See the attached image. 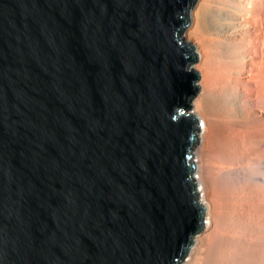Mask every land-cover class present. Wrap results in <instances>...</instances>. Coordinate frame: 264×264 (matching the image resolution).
Here are the masks:
<instances>
[{
	"label": "water",
	"instance_id": "water-1",
	"mask_svg": "<svg viewBox=\"0 0 264 264\" xmlns=\"http://www.w3.org/2000/svg\"><path fill=\"white\" fill-rule=\"evenodd\" d=\"M196 0H0V264H179Z\"/></svg>",
	"mask_w": 264,
	"mask_h": 264
},
{
	"label": "bare ground",
	"instance_id": "bare-ground-1",
	"mask_svg": "<svg viewBox=\"0 0 264 264\" xmlns=\"http://www.w3.org/2000/svg\"><path fill=\"white\" fill-rule=\"evenodd\" d=\"M253 2L200 0L188 12L192 21L182 33L186 39L181 34L185 42L191 41L197 56L190 67L199 73L196 84L200 92L191 105L194 110L205 107L207 114L192 110L200 119L202 135L191 161L194 184L204 208V227L194 235L187 259L179 264H264V126L250 128L251 133L246 128L255 110L249 107L253 100L260 107L257 111L264 112V92L259 82L255 80L250 85L246 81L250 73L246 67L251 63L244 40L252 30L245 18L255 19ZM259 3L263 31L259 29L255 35L260 39L262 53L264 0ZM209 115L214 119L218 140L206 155L203 150L210 132ZM236 125H241L242 130H233ZM224 128L229 129L227 133L236 132L238 140H232L230 134L224 136Z\"/></svg>",
	"mask_w": 264,
	"mask_h": 264
},
{
	"label": "rangeland",
	"instance_id": "rangeland-1",
	"mask_svg": "<svg viewBox=\"0 0 264 264\" xmlns=\"http://www.w3.org/2000/svg\"><path fill=\"white\" fill-rule=\"evenodd\" d=\"M200 0H196L195 1V3H197V2H199ZM195 3H194V5H193V7L195 6ZM257 3V4H256ZM251 5H252V7H251V11H252V14L254 15V18L256 19H254L253 21H252V19L250 18L251 16H247L248 18H245L246 20H248L249 22H248V24H250V25H248L247 24V26H249V27H251V33L248 35V36H246V38H245V40H244V47H246V48H248V50H247V52L250 54V55H248L247 56V60H248V63L250 64L249 65V67H246V70L248 71V70H250V73L249 74H247V79H246V81L248 82V83H250V85L252 84L253 85V83H254V81L255 80H257L258 82H259V86H260V88H261V90L264 92V51L261 53V51L262 50H260V48H261V45H260V39L255 35L256 34V32H258V30H259V32L261 31H263V29H262V18H263V15H262V7L260 8V6H258V5H260V3H259V0H254V2L253 3H251ZM193 7H192V9H193ZM191 9V10H192ZM190 10V11H191ZM189 11V12H190ZM191 13V12H190ZM262 16H261V15ZM259 15V17L257 18V16ZM261 16V17H260ZM261 22H260V21ZM191 21H192V18H191V14H189V21H188V23H187V26H186V28L184 29V31H183V34L185 33V31H187V29L189 28V26H190V24H191ZM244 22H245V20H244ZM260 24V25H259ZM259 26V27H258ZM253 30H255V31H253ZM253 32V33H252ZM182 34V35H183ZM183 37L186 39V37L183 35ZM248 39V40H247ZM255 39H256V41H255ZM191 42V41H190ZM252 42V43H251ZM249 44V45H248ZM252 45V46H251ZM255 47V48H254ZM259 47V48H258ZM252 49V50H251ZM254 51V52H253ZM262 55H261V54ZM252 57V58H251ZM251 58V59H250ZM256 58V59H255ZM252 59H255V60H253L252 61ZM262 61V62H261ZM260 64H258V63ZM261 62V63H260ZM253 63H255V64H253ZM258 65H257V64ZM254 66V67H253ZM257 66L259 67V68H257ZM251 67V68H250ZM263 67V68H262ZM261 68V69H260ZM252 70V71H251ZM257 75H256V74ZM253 76V77H252ZM252 77V78H251ZM257 77V78H256ZM260 78H261V80H260ZM251 79V80H250ZM262 79H263V81H262ZM250 81V82H249ZM261 81V82H260ZM199 92H200V87H199V90H198V93L194 96V98L196 99L199 95ZM194 98H192V99H194ZM192 101V100H191ZM254 102V104L252 103V104H250V108H251V106H254V108L253 109H255V110H252V112H251V120H250V122H249V124L246 126V128H247V130H248V132H250V128H252V130L254 129V130H258V129H261L263 126H264V112L263 113H261V112H259V111H257V107L258 108H260L259 107V105L257 106V104H255V100H253ZM256 107V108H255ZM192 110H194V108H193V105H192ZM203 110H205L204 112H203ZM203 110L201 111V110H194V112L196 113V114H201V115H203L205 112H206V114H207V111H206V109H205V107L203 108ZM203 113H201V112ZM254 112V113H253ZM253 113V114H252ZM260 113V114H259ZM209 117H210V128H209V130H210V132L207 134L208 136H206V138H207V144H206V149H205V147H204V150H203V154H210L211 153V151L212 150H214V148H215V146H216V144H217V140H218V137H216L217 136V132H216V128H215V125H214V119H213V117L212 116H210L209 115ZM253 117V118H252ZM253 122V123H252ZM260 122V123H259ZM212 124V125H211ZM256 125V126H255ZM238 126V127H237ZM251 126V127H250ZM254 126V127H253ZM241 129L242 130V128H241V125H236V127L235 128H232L233 130H235V129ZM249 128V129H248ZM231 129V130H232ZM227 130H229V129H227V128H224L223 129V134H224V136H227V135H229L230 134V138H232V140L234 139H236V140H238V138H239V136H237L235 133L236 132H233L232 133V131H228V133H227ZM230 132V133H229ZM251 133V132H250ZM226 134V135H225ZM242 136V135H241ZM201 141H202V135H201V132L199 133L198 132V143H196L195 145H194V148H193V152L198 148V146L200 145V143H201ZM215 145V146H214ZM213 148V149H212ZM205 150H207V152H205ZM210 152V153H209ZM192 246V245H191ZM188 252V251H187ZM187 257H188V255H187V253L185 254V256L183 257V259L181 260V261H184V260H186L187 259Z\"/></svg>",
	"mask_w": 264,
	"mask_h": 264
}]
</instances>
